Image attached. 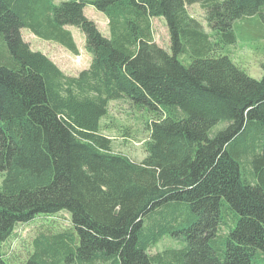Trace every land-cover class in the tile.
Wrapping results in <instances>:
<instances>
[{
  "label": "trees",
  "instance_id": "trees-1",
  "mask_svg": "<svg viewBox=\"0 0 264 264\" xmlns=\"http://www.w3.org/2000/svg\"><path fill=\"white\" fill-rule=\"evenodd\" d=\"M192 3L209 30L188 12ZM86 4L105 14L108 35L84 14ZM158 16L169 50L153 37ZM255 16L264 24V0H0V264H9L2 246L17 223L61 210L78 238L73 228L40 233L24 264L261 257L264 61L255 78L225 53L234 22ZM68 24L84 33L91 55L77 75L21 35L27 27L77 54ZM116 99L145 115L139 161L102 132ZM164 237L175 245L150 252Z\"/></svg>",
  "mask_w": 264,
  "mask_h": 264
},
{
  "label": "rangeland",
  "instance_id": "rangeland-1",
  "mask_svg": "<svg viewBox=\"0 0 264 264\" xmlns=\"http://www.w3.org/2000/svg\"><path fill=\"white\" fill-rule=\"evenodd\" d=\"M54 1L58 2L60 0ZM186 7L188 12L201 21L206 30H209L203 8L198 3L187 4ZM83 10L88 18L95 21L99 30L104 35H108L109 29L105 14L91 4H86ZM65 27L73 35L78 47L77 54L72 53L54 40L37 36L27 27L21 28V35L30 44L31 49L45 53L64 73L77 75L81 69L88 67L91 55L84 47L85 35L81 29L69 24ZM234 29L236 41L233 44L226 45L225 53H229L232 59L252 77L260 78L263 74L262 62L264 61V24L261 18L255 16L250 19H237L234 22ZM152 30L157 44L169 50V30L163 16L152 18ZM142 114L132 110L127 101L116 99L109 102L108 113L102 119L104 127L102 132L111 138L113 149L123 152L137 161L145 155L142 140L148 134V131L144 128L145 115L141 116ZM224 126L225 123L220 122L214 126L213 130L221 129ZM72 228L73 231H68V233L74 232L77 236V232L71 224L70 213L66 210L48 214L39 213L27 222L16 224L13 233L3 242L4 257L9 264H24L27 256L32 252L33 240L38 234H54L72 230ZM225 230L226 228L221 227L222 233ZM169 237L160 239L149 248V251H158L165 244L175 245V240ZM261 257L257 255L253 264H264V254H261ZM60 264L76 263L62 259Z\"/></svg>",
  "mask_w": 264,
  "mask_h": 264
}]
</instances>
